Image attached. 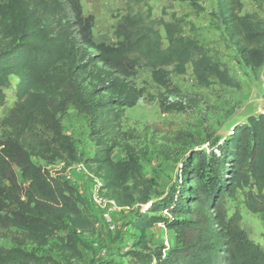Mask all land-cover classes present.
Wrapping results in <instances>:
<instances>
[{
  "label": "trees",
  "instance_id": "1",
  "mask_svg": "<svg viewBox=\"0 0 264 264\" xmlns=\"http://www.w3.org/2000/svg\"><path fill=\"white\" fill-rule=\"evenodd\" d=\"M125 1L117 41L108 45L94 39V19L83 16L78 0H0V241L10 245H0V264H54L26 250L54 238L66 260L80 256L78 235L93 233L95 224L90 202L66 180L76 165L101 182L99 193L117 208L134 211L130 223L140 236L124 254L129 264H264V251L249 240L240 215H228L224 206L246 189V209L264 221V112L234 124L206 150L188 153L174 186L160 196L127 146L125 112L142 99L156 101L162 114L185 113L171 76H184L188 66L199 87L213 80L230 88L238 83L195 40L181 36L174 16L156 19L145 0ZM177 1L197 6L196 0ZM217 10L244 64L258 70L264 65V21L241 19L239 0H217ZM142 68L160 90L156 96L133 83ZM11 78L17 82L7 108ZM70 109L87 124L91 157L79 154L63 134L61 119ZM120 148L125 158L115 161ZM35 161L59 163L60 169L52 172ZM154 226L174 234L166 252L144 241Z\"/></svg>",
  "mask_w": 264,
  "mask_h": 264
},
{
  "label": "rangeland",
  "instance_id": "2",
  "mask_svg": "<svg viewBox=\"0 0 264 264\" xmlns=\"http://www.w3.org/2000/svg\"><path fill=\"white\" fill-rule=\"evenodd\" d=\"M78 1L83 16H92L94 19V39L108 45L115 44L117 39L114 30L125 14L126 1ZM196 1L197 6L193 7L177 0H145L152 10L153 18H163L168 22L174 16L175 22L180 21L181 36L195 40L212 63L226 68L230 77L238 83V88L225 87L215 80L208 88L199 87L188 66L184 76H171L186 106L185 113L162 114L156 101L148 103L142 99L125 112L122 128L128 133L127 146L137 155L142 175L154 181L157 192L163 197L174 186L181 162L188 153L206 150L209 142L224 137L234 124L264 112V65L252 71L244 64L238 46L219 19L217 0ZM239 3L238 16L241 19L264 21V0H239ZM138 9L142 12L146 10L145 7L134 8L135 11ZM160 33L163 37L162 29ZM16 82L11 78L10 88L5 92L7 108L14 103ZM133 83L137 87H145L153 96L160 92L152 83L150 71L146 68L137 71ZM169 100L178 101L174 97ZM3 116L0 110V119ZM61 126L63 134L73 141L79 154L84 157L94 154V146L88 138L87 124L83 118L70 109L61 119ZM151 126H155L154 129ZM112 158L115 161L123 160V148L115 150ZM35 162L52 172L60 169L59 163L47 165L41 161ZM65 176L69 184L90 202L95 224L93 233L78 235L80 256L70 261L61 254L59 241L55 238L41 247L27 246L26 250L36 256L48 257L54 264H98L110 259L129 264L124 254L140 236L130 223L134 211H115L112 215L114 230H109L95 203V197L99 195L95 180L80 165L73 166ZM18 181L21 182L20 179ZM245 192L246 189L238 190L233 198L225 199L224 206L228 215H240L241 228L249 240L264 251V221L260 214H252L246 209ZM144 241L149 248H161L166 252L174 244V234L162 226H154L144 232ZM0 245L10 247L7 241H0Z\"/></svg>",
  "mask_w": 264,
  "mask_h": 264
},
{
  "label": "built area",
  "instance_id": "3",
  "mask_svg": "<svg viewBox=\"0 0 264 264\" xmlns=\"http://www.w3.org/2000/svg\"><path fill=\"white\" fill-rule=\"evenodd\" d=\"M95 180V179H94ZM96 186L98 188L97 195L95 197V203L96 206L99 208L101 213V218L103 222L107 225L109 230H114V225L112 224V215L115 211L120 210L117 208L113 202L105 198L103 195L99 193V188L101 187V182L98 180H95Z\"/></svg>",
  "mask_w": 264,
  "mask_h": 264
}]
</instances>
